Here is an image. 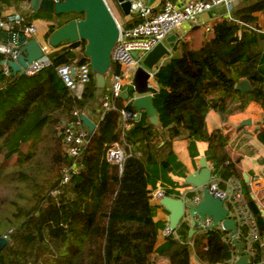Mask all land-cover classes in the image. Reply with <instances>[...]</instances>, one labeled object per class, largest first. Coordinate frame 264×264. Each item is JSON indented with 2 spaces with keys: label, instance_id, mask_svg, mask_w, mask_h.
Returning a JSON list of instances; mask_svg holds the SVG:
<instances>
[{
  "label": "trees",
  "instance_id": "obj_1",
  "mask_svg": "<svg viewBox=\"0 0 264 264\" xmlns=\"http://www.w3.org/2000/svg\"><path fill=\"white\" fill-rule=\"evenodd\" d=\"M11 7L19 12L16 0H0V15ZM261 11L264 0L239 5L230 18L215 20L208 32L174 46L177 56L154 75L159 85L153 95L158 127L141 115L122 134L117 111H108L100 119L107 91L96 87L91 72L80 99L65 88L55 68L88 64L84 41L51 53V66L34 76L0 75V242L5 239L0 264H157L158 225L153 221L148 185L151 179H159L158 173L165 177L181 167L172 152L173 141L207 143L213 176L240 177L238 161L231 160L227 149L228 135L220 129L208 133L205 118L210 110L226 115L242 111L250 102L264 111V34L255 28L253 15ZM72 15L70 20L55 21L45 37L83 18ZM4 59L0 54V63ZM243 80L249 83V92L235 89ZM213 92L220 96L209 98ZM125 109L134 111L131 104ZM74 112L96 127L77 160L82 170L61 185L62 168L70 163L63 152L62 132L74 121ZM257 139L264 146V127ZM112 143L125 150L121 169L105 158ZM244 193L261 235L253 245V261L258 263L264 253V218L249 193ZM188 229L182 223L176 230L184 244L179 253L167 258L170 264H189ZM227 235L214 229L197 241L192 237L198 259L227 264L236 256L235 248L223 241ZM242 241L240 236L238 242Z\"/></svg>",
  "mask_w": 264,
  "mask_h": 264
},
{
  "label": "built area",
  "instance_id": "obj_2",
  "mask_svg": "<svg viewBox=\"0 0 264 264\" xmlns=\"http://www.w3.org/2000/svg\"><path fill=\"white\" fill-rule=\"evenodd\" d=\"M54 4L63 0H51ZM108 11L113 17L118 28V38L115 42L110 56L108 68L109 88L103 97L102 112L100 119H103L106 112L114 110L119 114L122 134L132 128L134 122L140 119L138 113L125 109V105L119 107L120 94L124 84L130 85L132 77L139 67H143V60L158 44H164L167 37L175 34V30L184 23L197 24L205 13L215 7L225 6L228 11L235 6V0H189L181 5L172 2H165L158 8L150 0H128L130 4L129 15L124 16L125 21L119 20L106 0H103ZM208 32L210 26L204 27ZM35 22H27L25 17L19 12H5L0 15V54L5 57L0 63V75L10 77L11 69L8 61L15 62L19 49L33 40L36 35ZM176 35V34H175ZM43 55L23 68V76L31 77L51 66L49 55L58 48L50 47L47 42L39 43ZM57 77L67 88L73 97L80 99L85 87L90 81V67L88 64L75 65L72 63L62 64L55 68ZM152 71H150L151 77ZM83 114L74 112V121L70 122L62 132L63 152L69 164L62 168L61 185L69 183L70 178L78 174L83 166L78 163V158L89 141L88 130L83 125L80 117ZM125 150L119 143H112L107 146L105 158L107 162L117 165L121 169L125 160ZM228 190L221 191L217 184L212 181L207 185L208 191L214 196L224 201V207L228 211V218L236 223L237 238H243V250L248 256L249 264H258L253 261L255 251L253 245L260 241L255 218L250 211L248 203L245 201L242 186L236 180L228 182ZM259 186L257 182L254 184ZM53 195L57 192H53ZM166 197L162 189H157L150 194V200L159 204L160 200ZM202 200V188H196L192 198L191 206L195 207ZM189 208V209H190ZM181 222H188L193 233L203 234L214 229L222 230L220 224L211 229L210 219H200L194 214L192 218L186 213ZM171 233L168 228L164 231L165 236ZM223 241L234 247L229 234ZM190 247V246H189ZM202 251H207L206 246H202ZM234 255L232 256V258ZM231 258V259H232ZM189 264H205L194 255V259Z\"/></svg>",
  "mask_w": 264,
  "mask_h": 264
},
{
  "label": "water",
  "instance_id": "obj_3",
  "mask_svg": "<svg viewBox=\"0 0 264 264\" xmlns=\"http://www.w3.org/2000/svg\"><path fill=\"white\" fill-rule=\"evenodd\" d=\"M123 16L129 15L130 4L128 0H113ZM29 7L33 12L40 11L52 15H82L80 20H72L62 27L55 30L47 39V44L52 48L60 45H71L79 41H84L83 55L88 58L90 72L95 80L98 89L105 88V77L107 73L112 48L118 38V28L108 11L103 0H63L53 3L51 0H28ZM177 41L175 34L166 38L164 44H158L143 60V67L137 68L130 86L136 97L132 100L131 106L140 116L143 112L149 122L154 126H159L158 112L153 105L154 96L149 94L150 71H152L164 57L170 56V50ZM168 45V46H166ZM43 55L39 43L30 40L26 45L19 49V55L15 62L8 61L12 75L16 78L23 76V68L31 62L39 59ZM153 75V74H152ZM235 89L241 93L249 92V83L245 80L235 85ZM83 125L88 130V137L95 130V124L85 115L80 117ZM264 122V114H263ZM250 124V121L244 122ZM212 179V169L208 168L206 160H200L197 172L185 178V183L194 187L202 188V200L186 212L190 218L197 215L200 219L208 218L211 220V229L220 224L223 231L229 233L238 258L235 264H249L248 256L242 249L243 244L238 242L236 223L228 218V211L224 207V201L208 191L207 185ZM159 205L167 212L168 230L175 232L181 225L185 215L186 205L180 198L164 197ZM193 234L190 230L189 236ZM264 243V237H263ZM5 244V239L0 242V249Z\"/></svg>",
  "mask_w": 264,
  "mask_h": 264
},
{
  "label": "crops",
  "instance_id": "obj_4",
  "mask_svg": "<svg viewBox=\"0 0 264 264\" xmlns=\"http://www.w3.org/2000/svg\"><path fill=\"white\" fill-rule=\"evenodd\" d=\"M21 1L23 2V4L29 7L28 0ZM150 1L158 6V8H161L165 2H172L174 4L181 5L189 0ZM258 1L262 0H235V6L233 7V9H235L239 5L250 6ZM232 10L228 11L225 6L221 5L202 15L200 18V22H198L197 24L184 23L180 25L175 30L177 41L175 42L174 46H176L179 41H182L188 37H194L195 35H197V33L204 32V27L210 26L215 20L221 18H230V13ZM5 12H15V9L11 7L8 10L3 11L2 13ZM253 15L257 19L255 28L264 34V11L255 12ZM57 21L65 20L56 18V22ZM33 22H35L37 29L34 40H36L38 43L45 42L44 38L49 30V27L54 23V21H52L51 19L38 18L33 20ZM195 30H197L198 32H193ZM63 47L66 46H60V48ZM172 49H174V47ZM172 49L170 50V56L164 57L160 62H163L164 64L170 58H172ZM176 54H178V52ZM153 77L150 78V81ZM149 94L153 95L152 92H149ZM219 96L220 92H213L209 95V98H217ZM135 97L136 95L134 94V96L127 100L120 99V104L122 106L131 104L132 100ZM234 104H236V102ZM230 106L231 105H228V108ZM263 114L264 111L255 102L248 103L242 111H236L226 115H221L215 110H210L205 118V126L208 133H211L216 129H220L224 134L228 135L229 141L227 149L229 151L231 160L233 162L236 160L238 161L237 168L240 173L239 178H230L227 180L215 178L212 174L211 181L213 183H216L218 189L221 191L228 190V182H230L231 180L238 181L242 186L245 201L248 203V200L244 193L247 192L249 193L251 200L254 202V205L259 210L261 216L264 218V146L257 139V132L264 127ZM246 121H250V124H244V122ZM207 149L208 145L203 141H194L191 139L173 141L172 152L176 163L180 164L181 167L174 169L165 177H162V175L158 173L159 179H151L150 184L148 185V189L151 192L157 189H162L165 192L166 196L182 199L185 202L186 208L189 209L191 206L192 198L195 195L196 188L186 184L185 178L198 171L200 160L202 158L206 160L208 168H211L213 171L211 162L206 158ZM255 182L259 184L258 187L254 185ZM149 204L153 208V221L158 225L157 239L154 247V249H156L157 251V253H155L157 264H170L167 258L174 256L181 251L184 240L175 233L176 231L172 233L171 237L164 235V231L168 228V212L162 206L154 203L150 199ZM184 223L189 226L187 237L189 240L187 242L190 246V263L194 259V255H196V245H194V242L193 240H191V238L193 237L194 241H197L200 239L202 234L193 233L191 236H189L190 225L188 222ZM259 237L261 238L260 232ZM169 239H172L173 241L168 244L167 249L165 251H162L161 253H158V249L166 245ZM261 247L264 249L263 238ZM234 252L236 256L234 255V257L227 264H235L238 255L236 249ZM258 264H264V253L263 259L258 262Z\"/></svg>",
  "mask_w": 264,
  "mask_h": 264
},
{
  "label": "rangeland",
  "instance_id": "obj_5",
  "mask_svg": "<svg viewBox=\"0 0 264 264\" xmlns=\"http://www.w3.org/2000/svg\"><path fill=\"white\" fill-rule=\"evenodd\" d=\"M107 3L109 4L110 8L112 9L113 13L115 14V16L121 20V21H125V17L119 12L117 6L115 5V3L113 2V0H106ZM16 5L18 6L19 9V13H21L25 18H31L33 19H51L52 21H56V18L59 19H64V20H70L71 18L75 17L74 15L70 14V15H61V16H56V15H52V14H46L40 11H36L33 12L32 10H30L29 7H27L25 4H23L22 1L20 0H16ZM16 12V11H15ZM48 38H44V40L47 42ZM172 57L177 56V51L175 49H172ZM168 62V61H167ZM167 62H165L163 64V62H160L153 70V76L159 71V69L165 65ZM109 73L107 72L104 77H105V91H107V89L109 88V83L107 82ZM151 84V85H150ZM150 89L149 92H152L154 95V92H156L159 89V85L156 81V79H154V77L151 79L150 83ZM134 91L132 89V87L130 85L124 84L122 87V91L120 94V99L122 100H127L129 98H131L132 96H134ZM141 115L145 116V114L142 112ZM183 238V237H181Z\"/></svg>",
  "mask_w": 264,
  "mask_h": 264
}]
</instances>
